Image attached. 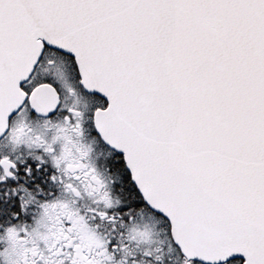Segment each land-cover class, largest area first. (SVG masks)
<instances>
[{
	"label": "snow or ice",
	"instance_id": "obj_1",
	"mask_svg": "<svg viewBox=\"0 0 264 264\" xmlns=\"http://www.w3.org/2000/svg\"><path fill=\"white\" fill-rule=\"evenodd\" d=\"M0 264H264V0H0Z\"/></svg>",
	"mask_w": 264,
	"mask_h": 264
}]
</instances>
